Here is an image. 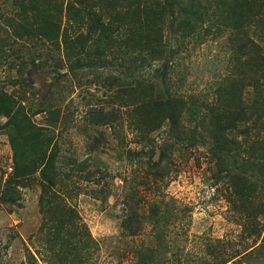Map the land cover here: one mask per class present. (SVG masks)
I'll return each mask as SVG.
<instances>
[{
	"label": "rangeland",
	"instance_id": "rangeland-1",
	"mask_svg": "<svg viewBox=\"0 0 264 264\" xmlns=\"http://www.w3.org/2000/svg\"><path fill=\"white\" fill-rule=\"evenodd\" d=\"M11 10L9 0H0V195L13 166L7 121L29 124L30 136L53 132L63 170L53 187L36 172L15 187L13 202L0 199V264H264V151H244L254 140L264 146V115L250 109L264 78L242 85L237 106L245 117L220 116L226 129L219 163L208 137L171 150L167 119L159 117L161 125L154 121L150 128L159 127L149 131L143 120L153 115H140L141 95L107 85L124 68L55 70L59 51L16 39L5 24ZM210 35L184 41L168 35V47L179 49L168 78L153 77L160 61L143 74L154 84L151 98L182 94L191 111L199 109L196 119L188 110L181 119L187 130L202 129L199 117L218 102L214 89L223 77L239 75L227 32ZM111 108L116 115H106L107 123L84 120L93 109ZM232 152L251 156V165L240 159L230 165ZM81 160L94 176L84 178L75 166Z\"/></svg>",
	"mask_w": 264,
	"mask_h": 264
},
{
	"label": "trees",
	"instance_id": "trees-1",
	"mask_svg": "<svg viewBox=\"0 0 264 264\" xmlns=\"http://www.w3.org/2000/svg\"><path fill=\"white\" fill-rule=\"evenodd\" d=\"M9 3L12 10L5 24L13 28L16 39L47 43L58 50L53 62L55 70L64 68L66 73H74L86 67L99 69L116 65L124 68L121 76L112 78L114 80L107 85L111 87L116 82L126 94L137 91L141 95L137 110L140 115H153L143 120L149 128L154 121L161 125L159 117L162 121L168 120L171 150L175 144H191L197 136L208 137L212 141V153L219 163L223 162L219 152L225 150L221 132L226 128L218 124V120L222 113L245 117L237 106L242 85L258 83L257 77L264 78V0H9ZM223 32H227V42L236 55L233 56L234 68L239 75L229 73L223 77L214 89V101L218 102L208 106V113L199 117L202 129L197 131L196 124L187 130L181 119L187 110L196 119L199 109L191 111L190 103L182 94H167L163 100L151 98L155 89L149 84L153 82L147 84L143 74L160 61L159 73L153 70V77L160 82L168 78L170 62L179 50L177 46L168 47V35L176 41H184L194 34V38H199L209 33L216 39ZM6 56L8 59L10 54ZM29 59L34 63L33 57ZM21 62L25 63L26 59ZM255 86L258 88L257 84ZM1 95L2 92L0 100ZM250 109L251 115H264L263 89L255 90ZM85 115H88L84 117L88 123L103 124L110 120L106 115H116V112L112 108L97 112L93 109ZM24 124L9 125L7 121L12 128L8 140L13 166L2 185L0 199L8 203L15 200L12 194L15 187L26 186L31 174L38 172L45 186L50 188L61 179L63 170L58 139L53 132L43 137L38 133L30 136L33 128L29 124L24 128ZM2 126L0 123V128ZM156 127L159 126L149 131ZM257 148L264 151L263 144L254 140L244 151L252 152ZM232 153L230 165H235L238 159L243 166L251 165V156L243 157L240 151V154ZM160 163L158 160L152 165L157 168ZM224 163L228 165L226 159ZM75 166L85 171L84 178L95 174L86 161L81 160ZM161 174L158 171L156 176Z\"/></svg>",
	"mask_w": 264,
	"mask_h": 264
}]
</instances>
